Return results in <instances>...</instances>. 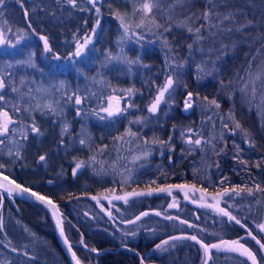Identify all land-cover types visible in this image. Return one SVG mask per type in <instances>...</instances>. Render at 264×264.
<instances>
[{
  "label": "trees",
  "instance_id": "1",
  "mask_svg": "<svg viewBox=\"0 0 264 264\" xmlns=\"http://www.w3.org/2000/svg\"><path fill=\"white\" fill-rule=\"evenodd\" d=\"M58 1L60 0H5L4 4L0 5V27L3 29L7 19L9 20L7 9L13 8L20 12L15 19L21 24L23 14L28 9L38 11L41 8L44 16L45 5L53 3L50 9H47L53 11ZM121 1L96 0L93 7L88 0H78L81 14H78V27L74 29L77 38L82 39L85 34H90L97 18L100 19V26L91 44L94 51L89 47L87 62H84V58H77L75 62L64 59L75 49V41L74 36L69 39L63 24L55 25L51 30H46L49 27L46 21L44 26H41L39 33L50 34L52 40H49V43L55 51V54L46 53L52 59L44 55L45 58L56 61L53 57L58 54L61 59L57 61L67 64H64L66 70L62 71L63 78L71 83L72 90L67 92L66 88L62 87L59 92L62 98L60 100L70 101L66 98L75 93V90L78 91L83 98L79 105L83 114L82 125L87 128L92 138L99 140L102 150L108 149L113 143L111 138L121 131V125H116L106 133V119H101L99 124H92L87 122V118L103 117L105 112L100 109L110 96L116 97L121 104H132L131 110H124L115 116H132L134 110L155 97L158 87L163 85L166 77L172 76L175 83L171 90L172 95L168 97L171 99V104H168L171 110L168 118L182 116L179 102L187 97L188 92L193 93V106L188 115L193 111L192 117L202 124L205 133L202 137L211 142L205 141L212 149L218 150L217 154L223 166L219 180L212 182L213 185L207 184L206 181L205 184H195V187L204 188L207 193H217L225 187L253 188L252 196H248L246 192L240 196L230 193L221 201L222 208L236 216L244 227L235 221H229L218 212L199 208L196 201L191 199L187 201L181 198L180 203H175V208L168 209L170 195L167 192L153 191L151 195L132 196L127 198V202L123 199H112L105 206L101 204L100 198L106 192L113 198L123 197L127 192L147 193L146 190H151V186L138 179L133 185L128 184L125 187H120L117 183L113 185L112 182L103 187L106 183L100 179H89L86 175L78 174L74 176L68 168L72 165L69 160L71 155L68 154H65L64 158L60 157L61 174L58 179L53 176L46 177L38 171L36 162H30L24 157V162L18 160L10 170L0 168V173L48 197L57 205L62 220L69 221L64 229L65 234L82 264H141L142 259L143 264H202V248L198 243L186 238L170 239L191 235H196L203 243L209 245L221 240L231 241L243 237L241 243L256 254L258 264H264V250L260 249L256 240L247 235L248 231H251L257 240L264 243V235H260L261 231L256 227L257 224L264 223V192L255 191L257 184L264 187V76L254 80L255 97L252 95L251 99L243 100L241 92L246 78L252 74H255V78L257 73L264 69V0H158V6L153 10L152 16L160 27H156L149 20L144 27L136 28L140 14H136L137 17L129 15L134 17L133 20L130 19L132 32L118 43L123 31L119 21L113 16V11L125 13L126 9ZM96 8L100 9L99 17ZM205 12L210 13L207 20L204 19ZM225 16L231 19L225 20ZM55 21L59 24V20ZM22 27L29 31L24 25L19 28ZM54 28L57 29L59 40L52 37ZM189 28L193 31L190 32ZM197 28L200 29L199 36L202 37L199 40L195 33ZM5 33L10 39L8 29ZM35 45L36 54L41 55V43L36 41ZM189 45L192 47L189 48ZM66 48V54H63L61 49ZM108 52L121 53L122 57L126 58L123 59L125 62L129 58L131 61H137L128 63L127 67L132 69L130 78L118 74L123 68H112V63L106 60ZM3 55H6V52L1 56ZM92 59L103 64H93ZM197 65L203 70H198ZM106 67L109 69L105 70L104 77L98 80L104 82L98 85L101 88L98 90V96L94 97L87 89H79L90 84L91 77H98ZM61 75L62 73H59V77ZM128 89H132L130 94ZM6 93L7 91L0 90V95L4 96ZM15 97L16 95H13L10 98ZM204 97H207L208 101L215 99L219 108L209 104ZM5 100L0 102V107H4L13 119L18 121L17 124L10 125V132L7 134L9 135L12 133L11 128L28 125V122L21 107L23 103L16 104L21 111L15 112L13 105L10 106L7 98ZM230 115L235 119H230ZM42 118L33 114L30 123L34 121L39 127ZM182 121L174 120L173 125L185 126L186 122ZM236 122L240 123L241 129H235ZM224 124L229 127H223ZM40 126L45 128L44 125ZM245 130L248 135H245ZM34 135L35 133L30 131L26 139L18 137L19 144H22L20 148L25 149L27 153L37 144L38 138ZM156 136L160 141L159 130ZM50 137L51 132L47 129L42 148L47 146V139ZM0 140L6 141L7 138L0 136ZM39 148L40 145L37 150ZM19 153V156L24 154L21 151ZM99 154L102 155V152ZM180 158L182 159L177 164L174 163L175 156L168 159L169 163L163 160L171 170L169 173H160L159 170L165 167L146 169L142 173L144 179L146 180L150 173L160 174L157 181L162 180L161 176L166 177L167 181L159 187L192 182L189 172L195 165L200 166L199 158L191 154H181ZM53 162L48 163L47 167ZM64 164L65 167L62 166ZM57 165L55 163L54 169H58ZM182 191L183 189L177 188L173 189L172 193L181 197ZM93 197H96L98 204L94 202ZM12 200L13 203H10L0 192V264H69L56 242L46 211L35 203L16 197H12ZM141 213L147 215L141 216ZM151 215L161 216L163 219ZM137 216L141 218L136 220ZM179 217L184 220L178 219ZM190 224L194 227H189ZM165 240L169 243L157 249L156 245ZM93 248L96 249L95 252L91 251ZM234 254L210 249L207 264H251L246 257Z\"/></svg>",
  "mask_w": 264,
  "mask_h": 264
},
{
  "label": "rangeland",
  "instance_id": "2",
  "mask_svg": "<svg viewBox=\"0 0 264 264\" xmlns=\"http://www.w3.org/2000/svg\"><path fill=\"white\" fill-rule=\"evenodd\" d=\"M139 2L140 0H122L121 4L126 9L125 13L131 15V11L133 10V7L135 5H138ZM2 15L4 16V14ZM130 19L133 20L134 17H129V20ZM3 27H4L3 29L1 27L0 29H2L4 32L7 29H11V31H9L10 32L9 35H10V40L14 44L16 35L19 34L17 30L22 28L17 27L8 19H7V24ZM109 39H111V37ZM29 46L30 47L25 49L22 47L21 44L17 45L16 47H8L7 45L0 46V53L6 52V50H11L12 48H19L21 50V53L20 54L18 53L14 57H8L7 55L1 56L2 54H0V76L4 77L6 83V87L2 91L3 92L7 91L4 97L5 99L7 98L10 106L16 105L18 102L23 103V105H21L23 109L26 106H30L34 108L37 102L43 104L44 101L46 100H50L54 103L58 102L55 105L56 112L52 113L47 111L46 109L43 111L35 110L31 112H25L28 125L22 127L24 128V131L26 132L27 135H29V132L31 131L29 126L31 125L30 122L32 121L31 119L33 118V114H38L39 116L43 117L39 124L40 134L35 133L34 135L35 137L38 138V140L40 139V142H38L37 140L36 142L37 144L35 145L34 149L33 150L31 149L27 153L25 149L20 148L22 144L21 143L19 144V140H18V137L21 136L19 131L21 127H14L17 129L15 133L12 132L9 135L6 134L2 136V137H6L7 140L4 141L2 145H0V164L5 163L4 164L5 167L1 169L10 170L11 167H13V165L18 160L19 162L21 161L24 162V159L22 158L24 157L30 162L31 161L33 163L36 162L37 164L36 167H38V171L43 175H45L46 177L53 176L58 179L61 174L60 173L61 169L59 167V165L61 166L60 157L64 158L63 156L65 154H68L71 155L69 160L72 161V165L68 166L71 173L73 172V169L75 168L77 162L79 161L86 162L85 166L77 170L74 176L78 174L79 176L86 175V177L89 179H95V180L100 179L102 182L106 183L103 185V187L108 186L110 182H112L113 185L117 183L118 186L125 187L128 184L133 185L135 180L140 179L147 186H151V190H152L162 185L163 182L167 181V178L161 176L162 180L157 181V177L158 175L160 177V174L156 175L150 173L148 178L145 180L142 173L146 169L154 168V167L155 169H158L160 167H165L163 168V170H159L160 173L162 174H165L163 172L169 173V171L171 170L169 169V167H166V164L163 160L169 163L168 159L172 156H175L176 160L174 163L177 164L182 159L180 158L181 154H191L192 156L199 158L200 166L197 167V165H195V168L191 172H189L190 179L192 180V182H186L185 183L186 185L190 186L195 184H205L206 181L207 184L213 185L212 182L219 180L218 178L220 177V171L223 169V166L221 165L220 157L217 154L218 150L212 149L210 144H206V142L208 143L211 142L207 141L206 139H203L202 136L205 133L202 124L197 122L196 118L192 117L193 111L188 115V111H190L191 107L187 110L184 109V102L186 98H182V100L179 102L181 106L182 116L177 115L178 117L169 116L168 118V115H170V111H171L168 107V104H171V99H169L168 97L172 95L171 91L170 94H166L165 102L161 103L155 114L148 112V106L152 102L154 97H152L150 101H148V103L144 104V106H141V108L138 107L136 111L134 110L132 116H128L125 118H121L119 116L107 117V113H105L103 117H105L108 123L105 132L108 133L109 131L113 130L115 126L118 124L121 125V131L111 138L113 142L111 146L108 149L102 150V148L99 147L101 145L99 140L97 138H92L91 135L87 132V128L82 125L81 117L83 116V114L79 110V105L75 104L74 99L70 101L60 100L62 99L59 96L60 94L59 92L62 88L61 82H63V87L66 88L67 92H70L72 90L71 83L63 78L62 71L66 70L65 65L67 64L65 62L58 61V63L56 64L57 67L56 70L48 73L40 66V59H39L40 55L36 54L35 45L29 43ZM89 47L92 51H94L92 45H89ZM62 51L63 54H66L67 48L66 50H62ZM29 53H34L33 59L36 65L35 68L21 66L17 63V61L26 59ZM116 54L117 53L114 52L112 55L115 56ZM46 60L48 62L50 61V59L47 58ZM87 60L88 58L85 56L84 62H87ZM127 60H131V58ZM91 61L93 62V64L94 63H98L99 65L103 64L101 62H98L96 59H92ZM110 62L112 63L111 65L112 68L114 66L116 68L124 69L119 71L117 69L118 74L130 78L132 69L127 67L129 65L127 62H125L123 59L112 60ZM50 63L55 64L54 61ZM114 63L119 66H116ZM9 65H11V67H9ZM108 69L109 67L104 68L98 77L95 76L91 77L90 84H88L84 88H79V89L81 90L87 89L88 91L93 93L94 97L98 96L100 94L98 90L101 89L98 85H102L104 83L98 80L104 77L103 72ZM55 72L62 73L61 77L56 79L53 76L48 75ZM253 75L255 74L249 75L245 80L248 81L249 83L246 93L242 92L243 100H249L252 98L253 95L252 87L254 86ZM21 81H23V83H21ZM244 83L242 84V87L244 86ZM13 87L17 88L18 91L13 92L12 91ZM38 89H40V91H37ZM94 90L95 92H93ZM157 91L155 93V96L157 94ZM75 93L78 94V91L75 90ZM81 93L82 91L80 92V94ZM13 95H16L15 99L10 98ZM31 97H35V99H30ZM108 103L109 101L106 103V106H103L102 108L107 107ZM131 105H132L131 103L128 104L127 108L123 110H131L132 109ZM119 107L122 109L123 104L119 103ZM78 110L80 112V115H77ZM137 118L141 119L140 123L135 122ZM177 119H182L183 121L186 122V125L185 126L181 125L180 127L173 125V121ZM100 121H101L100 117L96 118L95 116H90L89 118H87V122L92 124H99ZM65 124L68 125L67 131H63V126ZM40 125H44L45 128L41 127ZM47 129H49V131L51 132V137L47 139L49 140L47 142V146L42 148L41 144L44 139V135L47 132ZM188 129H192L193 132L191 133L188 132ZM129 130L131 133H135L136 135L135 136L129 135L128 134ZM158 130L161 135L160 141L157 139L156 136ZM62 131H63V135L61 134ZM143 132H146L147 134L144 135ZM53 135H55V137H52ZM119 137H123V139H118ZM189 137H191L192 139L200 138L202 140L201 145L196 146L194 144L186 143V139ZM81 139L85 140L84 145L80 144ZM146 141L147 143H145ZM161 141H163V143H161ZM39 145L40 148L37 150V147ZM10 150L12 153L11 155L9 154ZM17 150L23 152L24 154L22 156L17 157L15 154ZM99 152H102V155H100ZM145 152L148 153L146 156L143 155ZM77 153H81V155H77ZM40 156H45V160L41 161L39 159ZM93 156H95L96 158L95 161H92L90 159ZM136 157H140V158L136 159ZM51 161H54L56 164H58L57 165L58 169H54L55 167L54 162L49 166V168L47 167V164L50 163ZM62 166L65 167V164ZM213 174L215 176H213ZM79 180H81V178H79ZM173 189L176 190L177 188H173ZM173 189H171V193L173 192ZM196 189L198 188L196 187ZM29 190L32 191V189ZM215 193L216 192H208L207 194H202L199 191H193L191 188H184L183 191L180 193L181 197L180 196L178 197L176 195L174 196L173 193L170 195L169 204L172 203L178 204L180 203L179 201H182V199L187 201H190L188 199H191L196 201L199 208L202 207L204 210L207 209V211L211 210L217 212L213 208L202 206L203 204L214 203L215 201L212 199V197L215 195ZM186 194L188 197L187 199L185 198ZM202 195L204 196V199H201ZM3 196L5 197L4 194ZM131 197L132 196H129L128 198ZM112 199L114 198L110 196V193L106 192L104 196L100 198V202L101 204L106 206ZM222 199L223 198H221L219 204V207L221 208L223 204L221 202ZM94 200H95L94 202L98 204L97 199ZM169 204L167 206L168 209H170ZM43 210L46 211L44 208ZM151 216L155 218H162L161 216H156V215H151ZM178 219L184 220L181 217H179ZM67 222L69 221H63V229H65V226L68 225ZM64 232L66 231L64 230ZM259 234L264 235V232H260ZM220 251H222L223 253H235V252H228L223 250ZM234 255L235 256L239 255V253H235ZM202 258H203L202 264H205V261H207V257L205 256L203 249H202Z\"/></svg>",
  "mask_w": 264,
  "mask_h": 264
},
{
  "label": "snow or ice",
  "instance_id": "3",
  "mask_svg": "<svg viewBox=\"0 0 264 264\" xmlns=\"http://www.w3.org/2000/svg\"><path fill=\"white\" fill-rule=\"evenodd\" d=\"M4 2H5V0H0V5H3ZM18 2H19V0H18ZM88 2L91 3L93 5V7H95L96 0H88ZM66 3H68L69 5H72L73 7L76 6V0H66ZM157 6H158V0H140L138 5H135L133 7V10L131 13L132 16H136L137 13L140 14L139 22L135 24V27L136 28H142L146 25V21H149V20L156 27H160V25L156 23L155 18L152 16L153 10ZM99 12H100V9L96 8V13H97L98 17H99ZM209 15H210L209 12H205L204 13V19L207 20ZM27 16H28V13H27V11H25V17L27 18ZM113 16L115 17L116 20L119 21L120 28L123 31V35L121 36L120 41H118V43H120L123 41V39H125L129 36L130 32H132V23L129 20V14L128 13H121L118 10H114ZM224 19L225 20L231 19V17L225 16ZM99 26H100V19L97 18L95 24L93 25V27L91 29L90 34H85V36L82 39L77 38L76 35L74 34L75 49H74V51L69 52L68 56L64 57V59L75 62L77 58H84L89 51V45H91L93 43V36L95 34H97V29ZM28 27L31 28V24H29ZM241 27H243V26H241ZM188 30L190 32L193 31L192 28H189ZM8 31H11V29H8ZM17 31L19 34L16 35L15 43L13 44L12 41L8 38L7 34L2 29H0V46L7 45L8 47H16L17 45L21 44V42L23 40L27 39V34L25 33L24 30L18 29ZM199 32H200L199 28L195 29V33L197 34V36H196L197 40L202 39V37L199 36ZM33 34H36L34 29H33ZM132 34L135 35V33H132ZM39 40L43 43L44 53H51L53 51L52 47L50 46L49 39L47 36L39 35ZM191 47L192 46L189 45V48H191ZM33 57H34V53H29L26 59L17 61V63L21 66H27V67L35 68L36 65H35ZM53 58L55 60L61 59V57L59 55H56ZM120 59L126 60V58L122 57L121 53H117L115 56H113L110 52H108L106 54V60L109 62L112 60H120ZM126 62L131 64V63H135L137 61L127 60ZM9 67H11V65H9ZM250 67H251V65H250ZM197 68L200 71L203 70V69H200L199 65H197ZM261 76H264V69H262L261 72L257 73L254 80L261 79ZM241 79H243V78H241ZM21 83H23V81H21ZM174 83H175V81H174L172 76L169 75L166 77L165 82L163 83L162 86L158 87V91H157L156 96L154 97V99L152 100V102L148 106V112L149 113L155 114L157 112L161 103L165 102L166 94H170V91L173 89ZM248 83H249L248 81H245L244 86L241 88V92L246 93ZM253 83H254V81H253ZM5 87H6L5 79L3 76H0V90H3ZM61 87H63V82H61ZM57 90H59V89H57ZM12 91L17 92L18 89L13 87ZM37 91H40V89H38ZM127 91L130 94L132 92V89H128ZM255 93H256V89L253 86L252 87L253 97H255ZM32 99H35V97H32ZM68 99L69 100L74 99L76 105H81L82 100H83V98L76 93H73L71 96L68 97ZM4 100H5V97L3 95H0V102H3ZM108 100H109L108 106L100 109V111L107 113V117H113L116 114L124 111L123 109H121L119 107V101L116 97L110 96L108 98ZM204 100L208 101V98L204 97ZM56 103H58V102L54 103L50 100H46V101H44L43 104H41L40 102H37L35 104L34 108H32L30 106H26V107H24L23 110L25 112H31V111H35V110L43 111L46 109L49 112L55 113L56 112V106H55ZM208 103L215 106L216 108H219V104L216 102L215 99L208 101ZM192 106H193V93L188 92L187 97H186L185 102H184V109L187 110ZM13 109L15 112L21 111V108L18 105H13ZM77 115H80L79 110L77 111ZM229 118L233 119V120L235 119L234 116H231V115ZM100 119H105V117H100ZM135 122L140 123L141 119L137 118V120ZM17 123H18V121L13 119V117L9 114L8 111H6L4 109V107H0V136H4V135L8 134L10 131V125H14ZM29 127L31 129V132L36 133V134H40V129H39V127L36 126L34 121ZM67 127H68V125L65 124L63 126V131H67ZM223 127L228 128L229 126L227 124H224ZM235 129H241V125L239 122L235 123ZM235 129H233V131H235ZM11 131L13 133H15L17 131V129L11 128ZM19 131H20L21 136L24 139H26L27 134L24 131V128L21 127ZM63 131L61 133L62 135H63ZM188 132L191 133V132H193V130L188 129ZM128 134L133 135V136L136 135L135 133H131L130 130H129ZM245 135H248L246 130H245ZM118 139H123V137H119ZM3 143H4V141L0 140V145H2ZM145 143H147V141ZM161 143H163V141H161ZM186 143L199 146V145H201L202 140L200 138L192 139L191 137H189L186 139ZM80 144L84 145L85 140L81 139ZM9 154L10 155L12 154L11 150H10ZM15 154L17 157H19V155H20L19 150H17ZM147 154L148 153L145 152L143 155L146 156ZM139 158L140 157H136V159H139ZM39 159L41 161H43V160H45V156H40ZM90 159L92 161H95L96 158H95V156H93ZM85 163H86L85 161L77 162L75 168L73 169V175L76 174L77 170L84 167ZM4 167H5L4 164H0V168H4ZM2 181H6V183L0 182V188L5 189L9 196H12L13 193L20 194V193H28L29 192L28 188L22 187L20 184L16 183L14 180H9V178L7 176H3ZM172 188H181V189L191 188L193 191H199L202 194H207L206 189H204V188L196 189L195 185H190V186L189 185H168L166 187H159L156 189L149 190L147 193H144V192L126 193L125 196H123V197L117 196V197H114V199H123V200H125V202H127V198L129 196H141V195H145V194L151 195L153 191L167 192L169 195H171L172 194L171 193ZM255 191L264 192V187L257 184V185H255ZM244 192H246L248 196L254 195V190L251 187H232V188L225 187V188H223L222 191H218L212 197V199L215 201L214 203H207V204H203L202 206L208 207V208H213L215 211H217L222 216L227 217L229 221H235L236 224L240 225L241 227H244V225L241 224V221L239 219H237L236 216L232 215L230 211L219 207L220 200L224 196H227L230 193L234 194L235 196H240ZM30 195L35 197V199L37 201H39L40 203H42L46 207H49L52 210L53 218L56 221V228L58 229L59 235L61 236V238H63V243L67 246L68 252L71 253V257H72V260L74 261V264H81V261L76 256L75 252L72 251V246L69 243V240L67 239V237L65 235V232L63 229V220L61 219V217L59 215L57 206L53 203V201L51 199L47 198L44 195H40L37 192H31ZM185 198L186 199L188 198L187 194L185 195ZM93 199H96V197H93ZM201 199H204L203 195H202ZM175 206H176L175 203L169 204V208H172ZM144 215H147V213H141V216H144ZM156 215H160V213H156ZM109 216L111 217V213H109ZM140 218H141L140 216H137L136 220H139ZM167 218L168 219H174L173 217H167ZM129 223H135V221H129ZM181 223H187V222L181 221ZM189 227H194V225L190 224ZM256 227L261 232H264V223L257 224ZM247 235L250 236L253 240H256V243L259 244L260 249L264 250V243H261L260 240H257L251 231H248ZM183 238L190 239V240L195 241L196 243L200 244V247L203 249L206 257L209 256L210 249H216L218 251L223 250V251H228V252L239 253L240 256L246 257L247 260L251 261V264H258V259H257L256 254L252 250H250L248 247H246L243 243H241V240L243 239V237L236 239V240H231V241L221 240L219 243L210 244V245L203 243L202 240L198 239L196 235H191V236H187V237H171L170 239L176 240V239H183ZM81 243H83V240H81ZM168 243H169V241H167V240L162 241L161 244L156 245V248L161 249L162 245H167ZM13 250H15V249H13ZM91 251L95 252L96 249L93 248V249H91ZM141 264H143V259L141 260ZM205 264H207V261H205Z\"/></svg>",
  "mask_w": 264,
  "mask_h": 264
},
{
  "label": "flooded vegetation",
  "instance_id": "4",
  "mask_svg": "<svg viewBox=\"0 0 264 264\" xmlns=\"http://www.w3.org/2000/svg\"><path fill=\"white\" fill-rule=\"evenodd\" d=\"M53 5V3H49L48 5H45V9L44 10V16H42V10L41 8L38 11H33L31 9L27 10L28 16L27 18L25 17V13L23 14L22 20H21V24L19 23V21H17L15 19L16 15H20V12L17 10V12L15 10H13V8L11 9H7V13L9 12V20L10 22H12L13 24H15L17 27H20L22 25H24L25 27H27V30H25L23 27L22 29L25 30L26 34H27V39H25V41L22 43V47L28 48L29 43H32L35 45V42L38 41L41 43L42 45V51H43V43L39 40V35H45L48 37L49 40L51 39L50 34L47 33H39V30L42 29L41 26H44L45 21L48 23L49 27L46 28V30H51L53 28V26L55 25H60L63 24L64 26V30H67L68 35L70 36L69 39H72V37L74 36V34L76 35V31L74 30L76 27H78L77 24V20H78V14H81V9L79 7V3L78 0H76V6L73 7L72 5H69L68 3H66V0H60L58 1L55 5H56V9L53 11H47V9H50V7ZM2 6V5H1ZM0 6V7H1ZM84 14V13H83ZM18 16H16L17 18ZM55 20H59V24H57V22ZM31 24V28L28 27V25ZM33 29L35 30L36 34H33ZM29 35V37H28ZM52 37L56 40H59V36L57 34V29L54 28V32L52 34ZM60 49V48H59ZM62 51V49H61ZM35 52H36V45H35ZM4 53V52H3ZM2 53V54H3ZM21 53V50L19 48H12L11 50H6V55L8 57H14L17 54ZM55 54V51L51 52ZM48 58H51L50 56L46 55V53L41 52L40 55V66L47 71L48 73H50L51 71H55L56 70V64L58 63V61H54L55 64H52L50 62H52V60H50L49 62L46 60L45 56ZM58 55V54H57ZM53 76L54 78H58L59 77V72H55V73H51L48 74ZM108 102V100H107ZM106 102V103H107ZM121 104V103H120ZM106 106V104L104 105ZM128 106V104H123V108L122 109H126ZM6 198V197H5Z\"/></svg>",
  "mask_w": 264,
  "mask_h": 264
},
{
  "label": "water",
  "instance_id": "5",
  "mask_svg": "<svg viewBox=\"0 0 264 264\" xmlns=\"http://www.w3.org/2000/svg\"><path fill=\"white\" fill-rule=\"evenodd\" d=\"M3 176H6L5 174L3 173H0V182H4L6 183V181H2V177ZM9 178V177H8ZM9 180H12L11 178H9ZM22 186V185H21ZM23 187V186H22ZM180 189V188H178ZM0 192H2L6 199H8V201L10 203H13V200H12V197H16V198H19V199H22L24 201H28V202H31V203H35V204H38L40 205L42 208H44L47 213L49 214V217H50V220H51V224H52V229H53V234H54V237L56 239V242L59 246V248L61 249V251L63 252L64 256L66 257L67 261L69 264H74V261L72 260V257H71V253L68 252L67 250V246L63 243V238H61V236L59 235V231L58 229L56 228V221L55 219L53 218V215H52V210L49 208V207H46L45 205H43L42 203H40L39 201H37L35 199V197L31 196L30 193L31 192H34V191H31L29 190L28 193H20V194H17V193H13L12 196H9L7 191L3 188H0ZM42 195V194H40ZM54 203V202H53ZM55 204V203H54ZM56 205V204H55ZM57 206V205H56ZM58 209V208H57ZM58 212H59V215L62 219V215L58 209ZM73 251V249H72ZM74 252V251H73ZM82 264V263H81ZM145 264H155V263H145Z\"/></svg>",
  "mask_w": 264,
  "mask_h": 264
}]
</instances>
